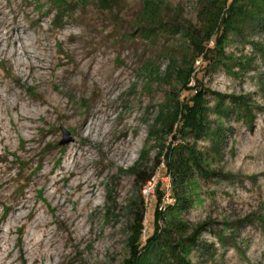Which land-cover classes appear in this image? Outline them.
Listing matches in <instances>:
<instances>
[{"label": "rangeland", "instance_id": "374dc122", "mask_svg": "<svg viewBox=\"0 0 264 264\" xmlns=\"http://www.w3.org/2000/svg\"><path fill=\"white\" fill-rule=\"evenodd\" d=\"M206 1L161 0L156 25L144 0H0V264H124L135 206L146 209L142 240L152 232L156 205L174 203L170 177L162 156L139 193L131 167L154 165L162 143L149 127L169 92H194L162 76L188 50L182 29L203 25ZM60 3L69 10L57 14ZM263 42L264 28L247 25L216 65L215 52L194 63L205 88L244 96L250 113L220 117L207 95L211 128L225 130L219 152L189 139L219 174L189 183L182 235L202 226L207 245L184 252L190 264H264ZM62 129L73 141L59 144Z\"/></svg>", "mask_w": 264, "mask_h": 264}, {"label": "trees", "instance_id": "16d2710c", "mask_svg": "<svg viewBox=\"0 0 264 264\" xmlns=\"http://www.w3.org/2000/svg\"><path fill=\"white\" fill-rule=\"evenodd\" d=\"M206 2L202 4L203 25L199 29L184 27L181 31L188 40L187 52L182 54L179 60L171 55L162 76L172 77L181 89L194 92L186 99L180 98L174 91L169 92L168 100L160 105L157 118L149 127V140L153 138L162 143L154 165L147 168L143 164V158H140L131 167L137 192L141 193L147 182L154 177L163 156L170 177L174 203L166 205L164 210L156 205L153 212V230L144 240L142 234L146 209L144 206L131 208L130 220L126 225L129 232L127 238L129 253L124 264H190L184 256L187 249L194 246L207 249V245L198 241L202 226L197 227L188 237L182 235L186 225L181 215L192 205L189 183L193 175L199 173L202 177L208 178L219 174L209 172L202 165L203 152L190 143L189 139L193 138L194 141L208 139L211 145L208 150L219 152L225 130L222 127L211 128L207 118L209 110L207 95L217 100L215 107L220 117H228L234 111L247 116L250 113L244 96H226L205 88L195 77L194 63L201 58L205 62L204 66L212 62L216 65L218 63L216 58H225L224 44L231 32L238 33L247 25L264 28V0ZM101 3L107 5L109 0H101ZM56 9L57 14L69 10L62 3L56 4ZM161 11V0H144L143 12L147 21L156 25L162 24ZM254 47L264 58V42L254 43ZM210 52H215L212 62H209L208 58ZM192 79L195 80L194 85L190 84ZM163 136L170 137V142L164 144ZM161 221L165 223L164 226L159 224Z\"/></svg>", "mask_w": 264, "mask_h": 264}, {"label": "water", "instance_id": "95a60500", "mask_svg": "<svg viewBox=\"0 0 264 264\" xmlns=\"http://www.w3.org/2000/svg\"><path fill=\"white\" fill-rule=\"evenodd\" d=\"M63 131V137L62 139L60 140L59 144H66V143H69L71 141H73V136L70 134L69 131L65 130V129H62Z\"/></svg>", "mask_w": 264, "mask_h": 264}, {"label": "bare ground", "instance_id": "6f19581e", "mask_svg": "<svg viewBox=\"0 0 264 264\" xmlns=\"http://www.w3.org/2000/svg\"><path fill=\"white\" fill-rule=\"evenodd\" d=\"M2 41V40H1ZM25 52V51H24ZM27 55V54H26ZM38 65V64H37ZM36 66V65H35ZM41 66V65H40ZM88 127V126H87ZM78 184L81 186V192L83 195H87L88 193H90V189L87 188V186L84 185V181L83 180H79ZM87 197V196H86Z\"/></svg>", "mask_w": 264, "mask_h": 264}, {"label": "built area", "instance_id": "2783aa9c", "mask_svg": "<svg viewBox=\"0 0 264 264\" xmlns=\"http://www.w3.org/2000/svg\"><path fill=\"white\" fill-rule=\"evenodd\" d=\"M150 181L147 182V184L149 183Z\"/></svg>", "mask_w": 264, "mask_h": 264}]
</instances>
